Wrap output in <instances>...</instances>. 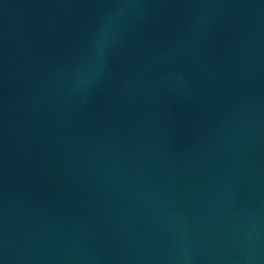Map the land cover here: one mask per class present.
<instances>
[{
	"label": "water",
	"instance_id": "obj_1",
	"mask_svg": "<svg viewBox=\"0 0 264 264\" xmlns=\"http://www.w3.org/2000/svg\"><path fill=\"white\" fill-rule=\"evenodd\" d=\"M0 264H264V0H0Z\"/></svg>",
	"mask_w": 264,
	"mask_h": 264
}]
</instances>
